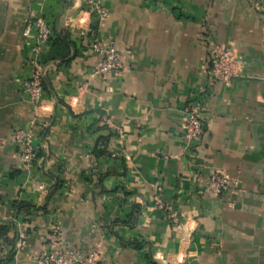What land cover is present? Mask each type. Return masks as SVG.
<instances>
[{"label":"crops","instance_id":"1","mask_svg":"<svg viewBox=\"0 0 264 264\" xmlns=\"http://www.w3.org/2000/svg\"><path fill=\"white\" fill-rule=\"evenodd\" d=\"M97 2L104 19L81 0H0V264H33L52 223L93 264H264V0ZM39 15L55 38L37 51L45 125L28 174L14 133L36 121L21 83L36 41L25 23ZM91 38L117 47L120 74L94 73ZM218 47L244 65L209 92ZM199 98L204 132L188 154L182 131ZM196 167L239 185L203 192ZM13 216L27 229L18 255Z\"/></svg>","mask_w":264,"mask_h":264},{"label":"built area","instance_id":"2","mask_svg":"<svg viewBox=\"0 0 264 264\" xmlns=\"http://www.w3.org/2000/svg\"><path fill=\"white\" fill-rule=\"evenodd\" d=\"M82 10L86 13H95L99 19L107 16V11L97 0H81ZM31 29H35L36 41L33 43L32 55L28 60V73L23 79L22 91L26 96L28 103L34 112L36 121L26 128L17 130L14 133V140L21 147L20 162L25 173H31L35 166L36 153L38 152L37 138L39 132L43 130L45 123H38V111L42 108L45 97V88L42 81V68L38 59V48L42 43L52 41L54 30L51 22L46 16L30 17L25 23L24 36H29ZM90 45L92 52L101 56L97 67L94 69L95 74H107L116 71L122 72V63L120 52L113 43H105L97 38H91ZM243 62L230 50L218 47L212 51L209 57V92H212L213 85L218 84L227 88L232 81L241 73ZM205 110L203 98L195 99L190 103L186 113V121L182 131V142L185 151L189 154L197 146L203 132L204 124L202 113ZM40 129V131H39ZM119 136L122 133L118 131ZM193 182L201 191L213 195H220L227 191L236 189L239 185L237 179L230 177L228 174L219 171H212L207 176L204 170L196 167L193 171ZM156 207L167 213L170 223L180 226L179 219L173 212L172 207L165 206L161 200L157 199ZM8 226L15 234L16 240L13 247L15 255L20 254L27 247V229L25 225L15 216L10 217ZM33 264H93L94 259L89 257L82 259L81 254L75 248L66 246L60 228L56 224H50L47 239L43 247L34 254Z\"/></svg>","mask_w":264,"mask_h":264},{"label":"trees","instance_id":"3","mask_svg":"<svg viewBox=\"0 0 264 264\" xmlns=\"http://www.w3.org/2000/svg\"><path fill=\"white\" fill-rule=\"evenodd\" d=\"M104 152L102 151V150H96V155H101V154H103ZM27 209V210H29V209H31V208H35V207H33L32 205H28V204H25V203H20V204H18L17 206H16V210H21V209ZM29 208V209H28ZM1 235H5V233H1Z\"/></svg>","mask_w":264,"mask_h":264}]
</instances>
